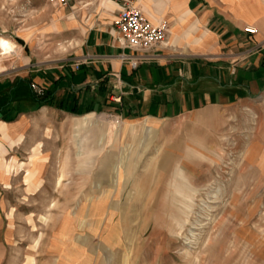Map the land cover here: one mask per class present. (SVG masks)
I'll list each match as a JSON object with an SVG mask.
<instances>
[{
    "label": "rangeland",
    "instance_id": "obj_1",
    "mask_svg": "<svg viewBox=\"0 0 264 264\" xmlns=\"http://www.w3.org/2000/svg\"><path fill=\"white\" fill-rule=\"evenodd\" d=\"M105 1L63 9L0 0V36L17 45L0 52V77L67 60L83 30L57 32L53 16L86 25L88 9L114 13ZM151 3L162 10V0L143 4ZM159 18L169 34V19ZM214 119L129 118L109 108L27 114L2 179L11 222L4 264H264V96Z\"/></svg>",
    "mask_w": 264,
    "mask_h": 264
},
{
    "label": "crops",
    "instance_id": "obj_2",
    "mask_svg": "<svg viewBox=\"0 0 264 264\" xmlns=\"http://www.w3.org/2000/svg\"><path fill=\"white\" fill-rule=\"evenodd\" d=\"M74 1L59 5L74 8ZM146 1L106 0L116 4L114 13L88 9L86 25L73 14L64 20L55 14L51 24L55 31L63 26L83 30L71 56L31 76L0 77V264L11 249L2 179L27 114L54 110L81 115L109 108L129 118L170 120L195 114L213 122L216 115H232L240 105L264 96V0H162L161 11L154 3L145 6ZM126 2L145 7L154 23L166 16L167 41L146 52L123 47L113 21ZM247 25L256 26L257 32H247ZM124 54L145 57L133 68ZM31 83L48 92L49 102L29 110L25 91L29 86L33 94Z\"/></svg>",
    "mask_w": 264,
    "mask_h": 264
},
{
    "label": "built area",
    "instance_id": "obj_3",
    "mask_svg": "<svg viewBox=\"0 0 264 264\" xmlns=\"http://www.w3.org/2000/svg\"><path fill=\"white\" fill-rule=\"evenodd\" d=\"M52 1L63 6H69L72 0ZM113 26L120 44L138 52L149 51L155 45L167 41L168 27L165 21L159 20L154 23L139 6L130 2H126L120 7L114 18ZM244 29L250 33L257 32V27L253 25H247ZM144 57L143 54L123 55V58L129 61L133 68H136ZM79 66L80 63H76V68ZM32 86L37 94H43L44 88L35 83Z\"/></svg>",
    "mask_w": 264,
    "mask_h": 264
},
{
    "label": "bare ground",
    "instance_id": "obj_4",
    "mask_svg": "<svg viewBox=\"0 0 264 264\" xmlns=\"http://www.w3.org/2000/svg\"><path fill=\"white\" fill-rule=\"evenodd\" d=\"M16 49L17 45L14 40L5 36H0V52L2 55H10L11 53L15 52Z\"/></svg>",
    "mask_w": 264,
    "mask_h": 264
},
{
    "label": "trees",
    "instance_id": "obj_5",
    "mask_svg": "<svg viewBox=\"0 0 264 264\" xmlns=\"http://www.w3.org/2000/svg\"><path fill=\"white\" fill-rule=\"evenodd\" d=\"M33 98L35 99V101L38 102L39 105L41 104H47L49 102L48 99V92H44L43 94H37L35 91L32 94Z\"/></svg>",
    "mask_w": 264,
    "mask_h": 264
}]
</instances>
